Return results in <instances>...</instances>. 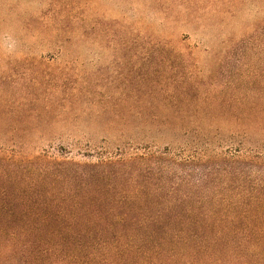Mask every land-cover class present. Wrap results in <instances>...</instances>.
<instances>
[{
  "label": "rangeland",
  "instance_id": "1",
  "mask_svg": "<svg viewBox=\"0 0 264 264\" xmlns=\"http://www.w3.org/2000/svg\"><path fill=\"white\" fill-rule=\"evenodd\" d=\"M263 34L264 0H0V148L82 164L168 146L188 158L197 133L167 145L148 121L259 89ZM211 167L170 174L197 184Z\"/></svg>",
  "mask_w": 264,
  "mask_h": 264
},
{
  "label": "trees",
  "instance_id": "2",
  "mask_svg": "<svg viewBox=\"0 0 264 264\" xmlns=\"http://www.w3.org/2000/svg\"><path fill=\"white\" fill-rule=\"evenodd\" d=\"M261 85L148 121L167 145L173 133H197L188 158L168 146L82 164L0 148V263L264 264V76ZM210 106L222 111L202 110ZM214 139L233 149L230 164ZM186 165L219 175L193 184L187 173L170 174Z\"/></svg>",
  "mask_w": 264,
  "mask_h": 264
}]
</instances>
